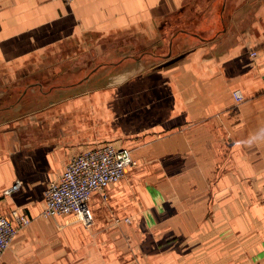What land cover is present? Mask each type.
<instances>
[{
    "label": "crops",
    "instance_id": "crops-1",
    "mask_svg": "<svg viewBox=\"0 0 264 264\" xmlns=\"http://www.w3.org/2000/svg\"><path fill=\"white\" fill-rule=\"evenodd\" d=\"M61 41L97 65L42 96L65 106L0 113V216L32 219L0 264H264V0H0V87L30 68L40 91ZM108 144L137 166L90 196L93 224L42 217L69 159Z\"/></svg>",
    "mask_w": 264,
    "mask_h": 264
},
{
    "label": "built area",
    "instance_id": "built-area-1",
    "mask_svg": "<svg viewBox=\"0 0 264 264\" xmlns=\"http://www.w3.org/2000/svg\"><path fill=\"white\" fill-rule=\"evenodd\" d=\"M71 3L75 0H52ZM255 55V53H252ZM236 102L242 101L238 91L232 93ZM137 166L132 152L127 148L103 145L72 156L57 181L50 182L44 192L45 206L42 217H75L84 227L93 224L88 208V200L93 193L103 192L105 188L125 177L128 167ZM17 181L6 194L15 191ZM32 219L20 211L13 213V221L0 216V255L10 246L17 234Z\"/></svg>",
    "mask_w": 264,
    "mask_h": 264
},
{
    "label": "rangeland",
    "instance_id": "rangeland-1",
    "mask_svg": "<svg viewBox=\"0 0 264 264\" xmlns=\"http://www.w3.org/2000/svg\"><path fill=\"white\" fill-rule=\"evenodd\" d=\"M115 43L117 42L114 41L113 45L112 43H108V44L106 43L105 47H115L116 46ZM67 44L68 42L61 41V42H57L54 45V47L64 50L66 48H69ZM70 49L72 50L74 49V47L67 49L65 53L57 52L55 59L53 60L54 62L49 61L50 63H54L55 65L54 70H51V68H49V71H47L48 68L47 69L44 68L40 70L37 76H34V79H37L40 83L43 84V86L40 87L41 88L40 91L38 88L33 89L32 91L31 89L28 88L29 86L28 84H30L32 81V77H29V75L31 74L30 72H32V69L27 68L25 73H23V80H24L22 82L23 87H19V86L15 87L16 83L14 82L15 79L13 73H7L8 75H12L11 80L7 81L6 87L3 88L0 87V96L3 95L2 97H4V98L1 97L0 99V110H1L0 113L3 114L2 117L8 116L11 118L13 116L21 117L23 115L26 121H29V119L31 120L33 117L36 116V113L45 111L49 105L46 104L45 98L42 97L45 91L47 92L48 90L49 91L53 90L56 97L61 96L62 94L59 93L62 91H64L65 93V91H67V88L62 89V87H58V86L71 85L82 79L83 74L82 72L78 74V69L82 68L85 63L87 65V70H86L87 76L94 70L95 66L97 65V62L93 55L79 56L77 52L70 53L69 52ZM75 49H77V47H75ZM39 58L41 59V57ZM45 62L46 61H39V63L41 64H44ZM66 64H70L68 68H65ZM64 69L67 70L66 72L67 74H71L72 76L70 80L62 82L64 77H62L61 73ZM69 70H71L72 72L76 70V73H72ZM48 75L53 76L54 81H52L53 80L52 78L47 79ZM58 77L60 78L59 80H57ZM91 89L93 90V88ZM22 92L24 93L23 96H22ZM19 102L21 103L16 106V104ZM61 105L65 106L63 102H60V103H55L53 105H49L50 106L49 109H57L61 107ZM5 111L6 113L4 114ZM17 120L22 121L21 119H17Z\"/></svg>",
    "mask_w": 264,
    "mask_h": 264
}]
</instances>
